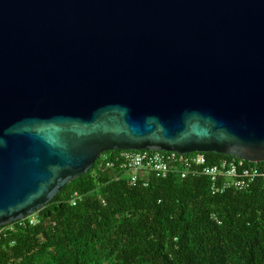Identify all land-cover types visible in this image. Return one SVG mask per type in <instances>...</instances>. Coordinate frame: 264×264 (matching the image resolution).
I'll list each match as a JSON object with an SVG mask.
<instances>
[{"label":"water","instance_id":"water-1","mask_svg":"<svg viewBox=\"0 0 264 264\" xmlns=\"http://www.w3.org/2000/svg\"><path fill=\"white\" fill-rule=\"evenodd\" d=\"M117 151L264 162V0H0V227Z\"/></svg>","mask_w":264,"mask_h":264},{"label":"trees","instance_id":"trees-1","mask_svg":"<svg viewBox=\"0 0 264 264\" xmlns=\"http://www.w3.org/2000/svg\"><path fill=\"white\" fill-rule=\"evenodd\" d=\"M99 164L39 211V224L0 227H14L0 236V264H264V180L213 194L205 177L150 176L145 187L96 174Z\"/></svg>","mask_w":264,"mask_h":264},{"label":"built area","instance_id":"built-area-1","mask_svg":"<svg viewBox=\"0 0 264 264\" xmlns=\"http://www.w3.org/2000/svg\"><path fill=\"white\" fill-rule=\"evenodd\" d=\"M118 152V151H117ZM209 158L206 154L181 155L163 151H120L108 152L101 156L97 173L115 171L131 185L148 186L146 177L169 179L172 177L187 180L205 177L209 180L213 194H223L229 190L244 192L251 189L259 180H264V162H250L239 158ZM119 178V177H118ZM117 178V179H118ZM145 178L143 181L142 179ZM83 196L75 193L71 204L76 206ZM39 224L37 214L20 221L21 226ZM14 227L3 229L4 232Z\"/></svg>","mask_w":264,"mask_h":264}]
</instances>
